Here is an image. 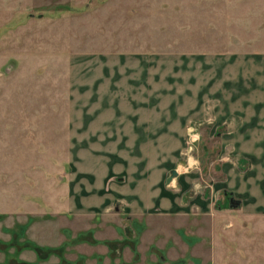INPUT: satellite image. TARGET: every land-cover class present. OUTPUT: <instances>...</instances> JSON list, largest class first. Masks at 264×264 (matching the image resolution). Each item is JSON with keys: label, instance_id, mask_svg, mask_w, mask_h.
I'll use <instances>...</instances> for the list:
<instances>
[{"label": "rangeland", "instance_id": "obj_1", "mask_svg": "<svg viewBox=\"0 0 264 264\" xmlns=\"http://www.w3.org/2000/svg\"><path fill=\"white\" fill-rule=\"evenodd\" d=\"M235 16L242 25L237 31L213 23ZM227 38L242 39L245 46L259 40L263 49L264 0H0V264H51L52 256L60 258L57 264L70 261L59 246L48 245L61 241V220L50 221L54 208L65 203L60 184L73 161L68 134L77 120L90 123L78 143L85 182L104 175L110 158L142 148L149 164L163 165L165 179L173 169L196 168L207 185V171L217 161L210 146L220 144L207 136L163 143L93 138L107 129L99 125L114 108L139 96L125 91L138 85L130 77L138 81L147 70L150 86L162 73L160 83L170 87L176 67L181 77L188 72L180 55L207 57L211 42ZM190 64L204 80L202 63ZM118 163L114 169L121 168ZM79 239L97 243L89 231ZM123 245L113 244L110 256L121 259ZM33 252L35 261L29 259ZM150 254L158 261L162 255L155 246Z\"/></svg>", "mask_w": 264, "mask_h": 264}, {"label": "crops", "instance_id": "obj_2", "mask_svg": "<svg viewBox=\"0 0 264 264\" xmlns=\"http://www.w3.org/2000/svg\"><path fill=\"white\" fill-rule=\"evenodd\" d=\"M229 20L213 23L230 31L242 28L236 16ZM242 43L227 38L211 42L207 57L180 55L188 72L181 77L176 67L168 78L170 87L160 83L162 73L150 86L146 69L138 81L130 77L138 85L123 88L139 96L114 108L99 125L107 129L96 130L93 138L163 143L207 136L220 143L215 150L210 146L217 161L207 171V185L196 168L177 170L168 184L163 165L149 164L142 148L119 160L112 157L115 163L110 158L104 175L85 182L77 164L78 143H83V127L90 123L76 121L68 134L74 143L73 161L60 184L65 203L54 208L56 217L50 221L61 220V241L48 245L59 246L68 264H118L121 259L122 264H264V41L261 50L259 40ZM190 62L202 63L204 80ZM118 162L121 168L114 169ZM206 188L207 194L202 191ZM230 197L238 201L237 208L230 207ZM87 231L96 244L79 239ZM118 242H125L122 258L114 259L111 246ZM153 246L162 253L159 261L150 257ZM36 258L33 252L29 259ZM51 258V264L60 260Z\"/></svg>", "mask_w": 264, "mask_h": 264}, {"label": "water", "instance_id": "obj_3", "mask_svg": "<svg viewBox=\"0 0 264 264\" xmlns=\"http://www.w3.org/2000/svg\"><path fill=\"white\" fill-rule=\"evenodd\" d=\"M178 175V171L176 169L171 170L170 176L167 179V183H171V181ZM228 194V193H226ZM230 207L231 208H237L239 206V203L237 200H235L233 197L229 198Z\"/></svg>", "mask_w": 264, "mask_h": 264}]
</instances>
